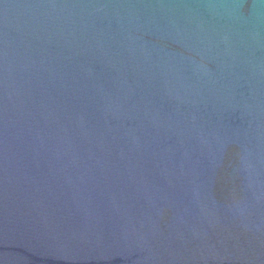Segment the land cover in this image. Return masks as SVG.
Returning <instances> with one entry per match:
<instances>
[{"label":"water","instance_id":"1","mask_svg":"<svg viewBox=\"0 0 264 264\" xmlns=\"http://www.w3.org/2000/svg\"><path fill=\"white\" fill-rule=\"evenodd\" d=\"M0 264H264V0H0Z\"/></svg>","mask_w":264,"mask_h":264}]
</instances>
